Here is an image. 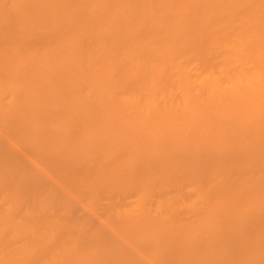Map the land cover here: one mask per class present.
<instances>
[{"label": "bare ground", "instance_id": "1", "mask_svg": "<svg viewBox=\"0 0 264 264\" xmlns=\"http://www.w3.org/2000/svg\"><path fill=\"white\" fill-rule=\"evenodd\" d=\"M0 264H264V0H0Z\"/></svg>", "mask_w": 264, "mask_h": 264}]
</instances>
